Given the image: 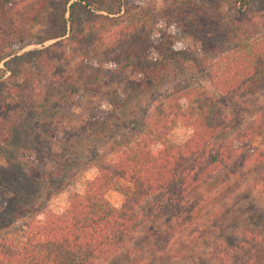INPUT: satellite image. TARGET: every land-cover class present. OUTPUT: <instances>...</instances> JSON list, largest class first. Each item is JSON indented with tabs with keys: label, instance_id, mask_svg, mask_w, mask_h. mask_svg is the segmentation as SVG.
Listing matches in <instances>:
<instances>
[{
	"label": "trees",
	"instance_id": "trees-1",
	"mask_svg": "<svg viewBox=\"0 0 264 264\" xmlns=\"http://www.w3.org/2000/svg\"><path fill=\"white\" fill-rule=\"evenodd\" d=\"M223 7L240 23L233 44L202 59L179 48L167 18L158 21L170 32L159 36L108 30L127 11L124 0H0V86L6 75L21 80L20 101L0 95V121L41 111L59 94L65 104L99 95L122 111L118 125L101 115L92 122L105 151L88 159L97 173L82 193L71 192L56 213L40 203L0 217V264H264V0H201L192 19L216 18ZM54 61L71 65L63 69L70 75L58 70L27 100L40 64ZM184 71L191 74L162 88L170 72ZM200 73L214 94L195 82ZM141 93H150L144 103L135 99ZM239 98L258 110L227 137L221 101L244 107ZM178 125L191 130L182 144L169 139ZM111 191L123 196L120 205L107 199Z\"/></svg>",
	"mask_w": 264,
	"mask_h": 264
},
{
	"label": "rangeland",
	"instance_id": "rangeland-1",
	"mask_svg": "<svg viewBox=\"0 0 264 264\" xmlns=\"http://www.w3.org/2000/svg\"><path fill=\"white\" fill-rule=\"evenodd\" d=\"M124 1L128 6L127 11L115 17L112 28L108 30L116 32L120 29L143 27L151 30L153 35L159 36L162 32H170L166 23L158 21L167 18L168 21L174 22L175 27L171 30L178 36L179 48L193 58L211 59L217 48L231 46L233 43L228 40L233 33H237V24H240L236 20L235 9L228 7H223L222 14L216 15V18H204L203 22L197 23L192 17L199 16L197 6L201 0ZM242 28L244 29V24ZM95 35L93 34V37ZM52 43L54 41L44 46ZM205 46L208 47L207 51H203ZM35 48L40 46H30L25 51ZM63 69L70 70L71 65L57 61L40 64L38 84L24 91L27 100L36 101L47 88L49 79L57 74L58 70L67 78L70 72H63ZM190 74V71H184L178 76H173L170 72L162 83V88L167 87L168 81L172 83ZM193 77L197 84L214 94L205 73ZM2 82L0 95L5 102L20 101V93L17 90L21 80L8 79L6 75ZM149 95L150 93L137 95L136 102H146ZM62 99L64 96L59 94L41 111L20 112L0 121V217L3 220L10 221L19 217L24 210L40 203L45 211L59 212L67 205L70 193H82L86 181L91 180L97 173L88 159L105 151V139L97 138L92 122L98 116H106L110 122L118 125L122 120V111L111 109L99 95L81 94L75 102L67 104L63 103ZM238 100L244 107H230L221 101L230 126L225 134L227 137H234L245 129L258 110L255 106L246 107L248 98ZM131 104H127V110L135 108V105ZM115 114L118 115L116 119L113 118ZM190 134V129L178 125L170 132L169 139L176 144H182ZM16 194L24 198L25 204L21 205L22 207L15 199ZM241 194L243 200L240 199V194L234 199L242 200L243 204L250 201L249 189H243ZM107 199L113 205H120L124 200L122 195L113 191L107 194ZM25 221L26 219H22L23 223ZM232 221L227 227L228 234L239 225L236 218ZM143 248L142 250H145V246Z\"/></svg>",
	"mask_w": 264,
	"mask_h": 264
}]
</instances>
